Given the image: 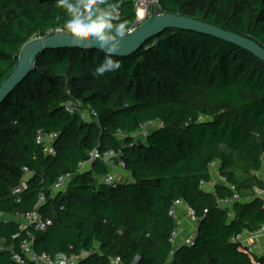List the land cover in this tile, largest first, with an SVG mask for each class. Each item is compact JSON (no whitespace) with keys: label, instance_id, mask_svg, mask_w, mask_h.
I'll return each instance as SVG.
<instances>
[{"label":"trees","instance_id":"1","mask_svg":"<svg viewBox=\"0 0 264 264\" xmlns=\"http://www.w3.org/2000/svg\"><path fill=\"white\" fill-rule=\"evenodd\" d=\"M119 2L130 31L135 6ZM159 2L162 12L203 20L264 47V0ZM64 19L55 0H0V86L23 46L63 27ZM103 59L100 49L45 50L0 105V264H17L13 254L25 240L50 256L88 250L80 264H112L116 256L123 264H264V252L249 255L235 241L264 224V199L242 193L249 188L244 182L264 189L255 174L264 172V61L232 42L176 28L115 57L118 71L94 77ZM149 123L158 125L139 137ZM40 133L55 135V154L37 142ZM92 151L100 156L91 160ZM214 160L243 197L231 206L219 202L233 195L225 183L201 186L211 181ZM86 161L91 166L81 172ZM110 172L118 175L116 186L103 181ZM69 174L66 186L53 190ZM41 194L47 202L39 212L52 225L19 230L18 215L32 211ZM178 199L198 217L190 246L169 241V210Z\"/></svg>","mask_w":264,"mask_h":264},{"label":"built area","instance_id":"2","mask_svg":"<svg viewBox=\"0 0 264 264\" xmlns=\"http://www.w3.org/2000/svg\"><path fill=\"white\" fill-rule=\"evenodd\" d=\"M131 1L136 9L137 20L135 22V26L130 31L136 28V25L139 22H144L149 15L151 14L152 6L158 8L161 11V5L159 0H129ZM129 31V32H130ZM55 34H69L63 27H57L50 29L45 32L41 36V38ZM95 116L97 114L94 113ZM152 123L144 125L140 134L142 136H146L150 131L147 128H150ZM55 135H44L42 133L39 134L37 138L38 143H44L45 152L48 154H55V148L52 145V140ZM114 153H105L104 158H108L109 156H113ZM100 155L96 152L91 155V160H94L96 157ZM87 166H91V161L82 162L80 165V171L84 172ZM121 168H125V164L123 162L120 163ZM209 170L212 175V179L209 182H201L202 187L213 188L216 183H225L233 192L232 197L221 199L219 202L224 206H231L232 202H238L243 197L241 192L239 191L237 185L233 182H230L226 175L220 172V162L218 160H214L209 164ZM256 176L262 175L261 171L255 173ZM72 175L69 174L65 177L60 178L57 184L54 186L53 190L58 191L63 189L67 182L71 179ZM118 176L113 172H110L103 178V181L111 186H116L120 180L117 178ZM16 191H19L17 189ZM256 196L262 197L264 199V189L260 187L255 188ZM47 202V197L44 194L40 195L39 201L35 208L28 212L27 214L18 215L19 220V230H26L29 227H34L39 230H46L49 225H52V220L50 218H45L39 212V208L41 205ZM170 216L174 219V228L171 231L169 241L172 246H182L187 245L190 246L194 243L195 236L197 234V223L198 217L195 213V210L184 200L178 199L176 200L170 210ZM228 217H233V211L228 212ZM243 251L248 253L249 255H260L264 252V224L260 230L256 232H244L236 237V240ZM32 241L25 240L20 244V252H14L13 259L17 264H27V259L32 261L34 264H80L82 260H84L87 256H89L90 252L88 250H83L81 254H66V253H58L55 256H50L48 254H38L32 248ZM4 246H2V249ZM174 251L171 252V257L174 255ZM112 264H123L121 257L116 256L112 260Z\"/></svg>","mask_w":264,"mask_h":264},{"label":"water","instance_id":"3","mask_svg":"<svg viewBox=\"0 0 264 264\" xmlns=\"http://www.w3.org/2000/svg\"><path fill=\"white\" fill-rule=\"evenodd\" d=\"M173 28L196 31L232 42L264 61V47L247 36L197 18L166 13L159 10L153 11L151 16L142 24L128 33L122 42L119 56H127L136 52L151 38L158 37L167 29ZM63 47L100 49L98 47H89L87 43L77 44L76 41L70 38V34H54L27 42L21 49L19 61L15 69L0 86V105L14 91L17 85L33 71L36 66V59L41 53L48 49Z\"/></svg>","mask_w":264,"mask_h":264},{"label":"clouds","instance_id":"4","mask_svg":"<svg viewBox=\"0 0 264 264\" xmlns=\"http://www.w3.org/2000/svg\"><path fill=\"white\" fill-rule=\"evenodd\" d=\"M65 19L63 28L77 44L87 43L104 52V59L92 70L94 77H103L121 69L119 56L129 25L122 18L119 0H55Z\"/></svg>","mask_w":264,"mask_h":264},{"label":"rangeland","instance_id":"5","mask_svg":"<svg viewBox=\"0 0 264 264\" xmlns=\"http://www.w3.org/2000/svg\"><path fill=\"white\" fill-rule=\"evenodd\" d=\"M157 10H158L157 7L152 6V8H151V14H152L153 11H157ZM151 14H150L149 16H151ZM142 23H143V22H139V23L136 25V27L139 26V25L142 24ZM54 34H55V33H53V35H54ZM41 36H42V34H38V35L32 37L31 40L39 39V38H41ZM82 105H83V104H82ZM81 116H82L83 119H85V120H87V121L90 120V113H81ZM155 124H157V123H154V124L150 125V128H147V129L151 130L152 127H153ZM157 125H158V124H157ZM157 125H156V126H157ZM138 136H139V137H143V136H142V133H141V134L139 133ZM95 153H96V151H92V152H91V155H92V154H95ZM86 170H87V167H86V169H85L84 171H86ZM117 176H118V175H117ZM261 177L264 178V172L262 173ZM241 179L244 181V180H245V179H244V176H243V178H241ZM246 185H247V187H249V188H248V189L246 188V189H244V190L242 189V193L244 192V193H243L244 198H245V199L253 198V197L255 196V193H254L255 187L252 188V186H249L248 184H246V183L244 182V186H243V187H246ZM263 242H264V241H263Z\"/></svg>","mask_w":264,"mask_h":264},{"label":"crops","instance_id":"6","mask_svg":"<svg viewBox=\"0 0 264 264\" xmlns=\"http://www.w3.org/2000/svg\"><path fill=\"white\" fill-rule=\"evenodd\" d=\"M89 167H90V166H87V170L89 169ZM113 171H114V170H113ZM120 171H121V170H120ZM121 172H122V171H121ZM119 176H120V175H119ZM123 176H125V175H123Z\"/></svg>","mask_w":264,"mask_h":264}]
</instances>
